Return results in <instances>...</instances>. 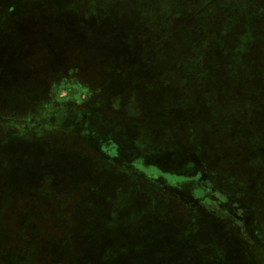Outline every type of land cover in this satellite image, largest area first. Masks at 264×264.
Instances as JSON below:
<instances>
[{"label": "rangeland", "instance_id": "rangeland-1", "mask_svg": "<svg viewBox=\"0 0 264 264\" xmlns=\"http://www.w3.org/2000/svg\"><path fill=\"white\" fill-rule=\"evenodd\" d=\"M9 2L0 264H264V0Z\"/></svg>", "mask_w": 264, "mask_h": 264}, {"label": "crops", "instance_id": "crops-1", "mask_svg": "<svg viewBox=\"0 0 264 264\" xmlns=\"http://www.w3.org/2000/svg\"><path fill=\"white\" fill-rule=\"evenodd\" d=\"M9 1H11V0H0V4H6V3H10ZM11 13V11L9 12L8 10H6L5 12H4V19H6L7 17H8V15ZM0 20H2L3 21V17L0 19ZM16 64H14V66H15Z\"/></svg>", "mask_w": 264, "mask_h": 264}]
</instances>
